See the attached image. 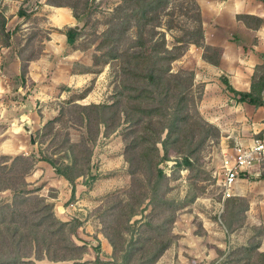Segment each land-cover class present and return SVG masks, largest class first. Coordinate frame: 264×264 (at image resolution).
Here are the masks:
<instances>
[{"label":"rangeland","instance_id":"374dc122","mask_svg":"<svg viewBox=\"0 0 264 264\" xmlns=\"http://www.w3.org/2000/svg\"><path fill=\"white\" fill-rule=\"evenodd\" d=\"M61 1L74 4L80 15L83 24L80 46H94L96 51L79 53L81 56L76 57L63 53L66 57L57 67L58 79H66L71 71H88L91 78L80 88L64 83L44 87V83L36 85L29 79L24 83L15 75L4 79L0 71V264H72L73 260H56L71 255L78 257L80 264H141L146 258H143L144 250L138 247L148 246L151 242L148 237H153V242L172 240L154 264H244L249 260L240 247L259 243V249L264 251V222L253 224L248 218L252 200L255 205L263 204L260 200H264V160L252 167L248 177H240L236 188L234 185L235 195L224 199L219 182L221 165L224 154L231 152L237 141L232 133L242 128L245 110L236 105L234 98L238 95L224 81L226 75L220 76L217 69L208 68L214 63L204 58L202 47L189 55L185 53L186 44L178 39L197 23L183 15L175 17L174 26L168 28V19L172 17L164 15L159 25L151 22L140 29L138 15L130 22H123L126 11L117 10L122 0H48ZM1 21L0 15V24ZM30 22L27 35L18 36V40L26 39L28 48L22 68L27 59L40 54L37 52L41 44L37 41L47 36L42 15L32 16ZM120 23L113 37L106 34ZM124 26L127 31L123 35ZM140 34L150 38L149 46L160 42L151 47L153 52L155 46L161 53L163 46L177 47L174 52H182L171 62L170 73L183 77L186 71L188 78L192 70L195 75L175 91L178 97L171 102L164 98L166 91L162 95L164 113H173L178 100L183 98L186 105L181 108L189 113L190 119L175 134L182 141L175 143L171 139L167 144V158L163 144L158 143L159 167L166 175L161 199L151 200L147 196L140 206L143 212L129 220L127 203L132 198L128 190L134 183L131 173L134 166L128 158L138 151L130 146L136 134L128 133L130 123L123 112L128 99L120 92L126 76L123 71L129 64L123 51L137 44ZM164 40L166 44L162 43ZM207 53L215 57L216 51ZM164 63L168 65L167 61ZM256 72L257 76L264 72V63ZM115 102L117 107L106 113H110L111 127L106 131V123L101 124L98 137L92 140L98 133L97 124H87L86 113L79 105ZM117 108L120 116L114 112ZM144 119L150 120L148 116ZM74 144H79L77 148L84 155L89 149L92 151L90 162L83 160L85 174L72 183L43 157L57 165L71 163L76 153ZM187 155L190 165L181 163ZM16 157L20 158L15 160ZM88 168L96 178L89 176ZM141 177L146 187L151 185L147 174ZM23 197L28 202L19 203ZM6 203L27 214L17 218L24 226L22 232L30 233L32 223H41L34 229L37 231L19 241L20 236L8 229L10 220H4V216L12 215L4 206ZM47 203L52 208L44 210L42 207ZM45 216L49 218L42 224ZM56 219L70 222L69 228L76 225L72 240L81 246L79 250H69L72 244L60 235H53L52 239L45 237L43 228ZM147 221L151 225L145 224ZM55 227L52 225L51 230ZM110 237L117 243L118 251ZM129 249L133 254L125 261ZM256 258L254 254L252 260Z\"/></svg>","mask_w":264,"mask_h":264},{"label":"trees","instance_id":"16d2710c","mask_svg":"<svg viewBox=\"0 0 264 264\" xmlns=\"http://www.w3.org/2000/svg\"><path fill=\"white\" fill-rule=\"evenodd\" d=\"M50 3L70 6L73 9L74 15L78 19H80V15L78 14L77 8L74 4L63 1ZM117 10L126 11V14H124L125 18L123 22H130L132 17L134 18L138 15V26L140 27V29H144V26L151 22H157L159 25L164 15L172 17V19H168V21L170 22L168 28L174 26L175 17L177 18L184 15L188 18H191L197 24L190 30H187L184 37L179 38L178 40L183 44H186V49L192 43L202 47L205 51V53L203 54L204 58H206L210 62H213L214 64H218L220 62L222 53L221 49L219 47L210 46L205 43L202 12L197 0H122V3L120 4V6H118ZM21 13H23L22 10H20V14ZM1 16V27L3 28L6 24V18L4 17V15ZM238 17L246 18L247 16L239 15ZM141 20L145 21L142 23ZM116 25L108 30L106 34H110L109 36L113 37V35L116 34L117 27L121 26V23L118 26ZM113 31L115 32L111 33ZM126 31V26L121 28V32L123 33V35L126 33ZM67 33L69 42L73 43L76 37L81 33V31H78L75 28H69L67 30ZM143 34H140V39H138L137 44H131L127 49L123 51V53L126 54V57L129 59V64L125 66V69L123 71L126 76L123 82V90L120 93H122V95H126L128 99L127 108L123 109V112L127 115L126 119L130 123V131H128V133L136 134V136L132 140V143H130V146H132L135 151H138L137 155L134 153L135 155L133 157L128 158V160L134 166L131 169L134 183H132L131 188L128 190L129 196L130 198H132V201L130 200L127 203V205L130 207L127 217V219L129 220H131V218L136 214L143 212L140 206L144 198H146L147 196L151 197V200L154 199L159 201V199H161V190L162 186L165 185L166 175L164 169L159 167L161 158L158 143L163 144L165 148L164 157L167 158L169 156L167 144L169 143V141H171V139H173L175 143L178 141H182L179 135L177 136L175 134H179L182 130V125L190 119L189 113H184V111H182L181 106H184L185 104L183 98L178 100V103L176 104L178 107H176V110L173 113H164L162 111L161 105L162 95L163 93H165L164 91H166L167 93L165 94L164 98H167V100L171 102L173 99L178 97L175 91L180 86H183L184 83H187L188 80L193 78L195 75V72L192 70L188 72L190 75L188 78L186 71L183 77L179 73L175 75L173 73H170L171 62L177 59L182 54V52L175 53L174 49L177 47L169 49L163 46L164 53H161L160 48L157 49V46H155L154 53L153 50L150 49L155 43L149 46L147 44V41L150 40V38H143ZM157 42L155 45H158L160 43ZM162 43H165V40L162 41ZM137 47H139L140 49H137ZM183 47H185V45ZM134 49L136 50L134 51ZM210 50L216 51L215 57L207 53V51ZM166 61L168 63L167 66L164 63ZM258 67H260V65L256 67V70ZM26 71L27 64H24L22 68L23 76H25ZM128 80H130L131 82H129ZM224 81L227 83L228 87L233 90L236 95L239 96V101L248 102L256 106L264 105V72L259 76H257V72H255L250 91H239L232 86L227 78H224ZM117 105V102L113 104L91 103L87 105H79L82 108V111H85L86 113L85 120L87 121V124L91 125L93 122L97 124L96 126L98 133L91 138L92 140L98 137L101 124L106 123V131L108 130V127H111V125L108 123L110 113H106L111 108L113 109L114 106L116 108ZM119 111L120 109L117 108L114 112L120 116ZM115 113H113L114 116ZM159 115H161L162 117L156 118V116ZM146 116H148L150 120L146 121L144 119V117ZM49 122L51 123L53 122V120ZM117 122L119 123L120 121ZM164 132H166L165 138L163 137ZM78 145L79 144H74L76 153L71 163L57 165L54 160L43 157V159L48 160L54 165L58 173L67 177L72 183H74L76 177L84 175L86 172L84 169H82L83 160H86V162L89 163L91 158L92 150L89 149L87 155H84L81 150H78ZM136 146L139 147L136 149ZM19 158L20 157H16L15 160ZM136 160H138L137 164L135 163ZM181 163L190 165V157L188 155L185 156ZM87 172L89 173V176L92 177V179L96 178V175L91 172L90 168H88ZM144 174L148 175L147 180L149 179V181L151 182V185H148L147 187L141 177ZM244 176L246 177L247 175H243V177ZM142 187L145 188L142 189ZM73 191V195H75V187ZM23 198L24 199H20V201L18 200L19 203L28 202L27 197ZM4 206L8 207L13 215H11L10 217L8 215L4 216V220H10L8 222L9 224L7 225L8 229L13 235L20 236L19 241H21V239H23L24 237H29L30 235H32L33 231H37L34 229H38L39 225H41V223H32V226L30 227V233L22 232L24 226L17 221V218L26 217L27 214L24 212H19L17 207L15 208V206H13L11 203H6ZM42 208L44 210H49L52 208V204L47 203L43 205ZM47 218H49V216L43 217L42 224L44 223V221L48 220ZM145 224L151 225V222L147 221V223ZM52 225H56L54 230H51ZM68 225H71V223L56 219L55 221L51 222L50 225L44 227L43 232L47 235H45V237L49 238H51L53 235H60L62 236V238H65L66 241H69L72 244L71 247H69V250H79L81 246L75 244L72 240V234H75L77 232V227L75 225V227L69 228ZM110 239L115 250L118 251L117 243L113 238L110 237ZM148 240L151 241L148 242L150 243L148 244V246L142 244L140 247H138L139 249L144 250L145 256L143 258H146L145 261H143V263L141 264H154L155 262H157L158 259L163 255L164 251L172 243V240L169 238L164 241L155 240V242H153V237H148ZM35 244H39V241L35 240ZM260 246L261 245L257 243L255 245H245L240 247L242 251L246 252L247 258L249 260L244 264H264V251H261L259 249ZM131 254L133 253H131V249H129L128 252L124 255L125 261L130 257ZM254 254H256L257 256L256 260H252ZM19 258L21 257H18V261ZM56 260H73L74 263L72 264H80V262H78V257L74 255H71L69 257H61L60 259L56 258ZM102 263H104V261H102Z\"/></svg>","mask_w":264,"mask_h":264},{"label":"crops","instance_id":"0c3cea01","mask_svg":"<svg viewBox=\"0 0 264 264\" xmlns=\"http://www.w3.org/2000/svg\"><path fill=\"white\" fill-rule=\"evenodd\" d=\"M201 12L205 43L219 47L221 57L218 65L209 64L220 76L225 74L232 86L239 91H250L256 67L264 63V0H197ZM20 10L23 13L20 14ZM0 15L6 18L2 28L0 24V71L4 79L10 75L19 77L22 82L29 79L36 85L44 83V87H57L60 83L68 86H80L91 77L88 71H71L66 79H58L59 67L66 56H81L79 53H94V46L81 47L82 33L73 43L69 42L67 30L76 28L80 20L74 15L73 9L67 5H57L48 0H0ZM42 15L47 36L40 42V50L26 60L27 71L22 74V64L28 52L26 36L31 28L32 16ZM247 16L246 18H240ZM24 32V35L22 33ZM39 47V45H38ZM202 50L196 44H190L185 53ZM204 50V49H203ZM78 60V59H76ZM82 62V61H81ZM87 64L86 61H83ZM200 74H203L200 73ZM69 77V78H68ZM10 79V78H9ZM236 105L245 110L241 120L242 128L232 133L237 140L251 139L256 131H264V105L256 106L234 98ZM251 120V121H250ZM254 170V169H253ZM238 182V181H237ZM236 188V185H235ZM234 190V195L236 194ZM261 206L252 200L248 218L252 223L264 222V200Z\"/></svg>","mask_w":264,"mask_h":264},{"label":"built area","instance_id":"2783aa9c","mask_svg":"<svg viewBox=\"0 0 264 264\" xmlns=\"http://www.w3.org/2000/svg\"><path fill=\"white\" fill-rule=\"evenodd\" d=\"M264 160V131H256L249 139H239L231 152L224 154L221 165L222 176L219 179L223 186L224 199L234 195V185L241 176L252 174V167Z\"/></svg>","mask_w":264,"mask_h":264},{"label":"water","instance_id":"95a60500","mask_svg":"<svg viewBox=\"0 0 264 264\" xmlns=\"http://www.w3.org/2000/svg\"><path fill=\"white\" fill-rule=\"evenodd\" d=\"M82 22L76 26V28H81ZM33 142H35V139H33Z\"/></svg>","mask_w":264,"mask_h":264}]
</instances>
